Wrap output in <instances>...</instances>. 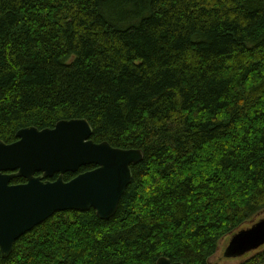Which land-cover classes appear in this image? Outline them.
<instances>
[{
    "label": "trees",
    "instance_id": "1",
    "mask_svg": "<svg viewBox=\"0 0 264 264\" xmlns=\"http://www.w3.org/2000/svg\"><path fill=\"white\" fill-rule=\"evenodd\" d=\"M82 118L144 153L117 213L57 212L0 264H209L264 211V0H0V141Z\"/></svg>",
    "mask_w": 264,
    "mask_h": 264
},
{
    "label": "water",
    "instance_id": "2",
    "mask_svg": "<svg viewBox=\"0 0 264 264\" xmlns=\"http://www.w3.org/2000/svg\"><path fill=\"white\" fill-rule=\"evenodd\" d=\"M86 119L63 120L54 128L20 130L17 141H0V251L11 255L14 244L57 212L95 210L101 220L111 219L133 180L132 166L144 160L138 149H118L93 140ZM93 170L71 181L64 174L81 168ZM41 173L40 177H36ZM59 175L56 181H49ZM16 177L27 180L11 185ZM264 246V219L232 236L227 251L237 257ZM157 264H183L169 258Z\"/></svg>",
    "mask_w": 264,
    "mask_h": 264
},
{
    "label": "rangeland",
    "instance_id": "3",
    "mask_svg": "<svg viewBox=\"0 0 264 264\" xmlns=\"http://www.w3.org/2000/svg\"><path fill=\"white\" fill-rule=\"evenodd\" d=\"M264 219V211L260 212L256 216H254L250 221H248L243 229L251 227L253 224L258 222L259 220ZM241 231V230H240ZM232 236L224 237L218 245L217 253L210 259V264H244V262L248 261L249 258L256 255L258 251H251L245 255L233 257L229 255L227 248L229 246L230 240Z\"/></svg>",
    "mask_w": 264,
    "mask_h": 264
},
{
    "label": "flooded vegetation",
    "instance_id": "4",
    "mask_svg": "<svg viewBox=\"0 0 264 264\" xmlns=\"http://www.w3.org/2000/svg\"><path fill=\"white\" fill-rule=\"evenodd\" d=\"M81 169H82V168H81ZM81 169H80V171H79L77 174H73V173H70V172H69V173L75 175L74 177H76L78 174H80ZM66 174H68V173H66ZM66 174H64V176H65ZM41 175H42L41 173H37L36 177H40ZM58 176H59V175H58ZM64 176H63V179H64ZM54 177H55V176H54ZM54 177H53V178H54ZM16 178H22V177H16ZM16 178H14V179H16ZM53 178L48 179V180H49V181H56L59 177H58L56 180H52ZM14 179H13L12 181H14ZM23 179H24V178H23ZM25 180H26V179H25ZM71 180H72V179H71ZM71 180H70V181H71ZM26 182H27V180L25 181V183H26ZM67 182H68V181H67ZM25 183H24V184H25ZM11 185H12V186H13V185H15V186H16V185H23V183H19V184H15V183L13 184V183H11ZM15 243H16V242H15ZM13 248H14V247H13ZM209 261H210V260H209ZM209 264H210V262H209Z\"/></svg>",
    "mask_w": 264,
    "mask_h": 264
}]
</instances>
